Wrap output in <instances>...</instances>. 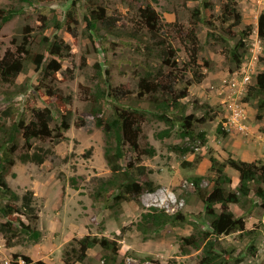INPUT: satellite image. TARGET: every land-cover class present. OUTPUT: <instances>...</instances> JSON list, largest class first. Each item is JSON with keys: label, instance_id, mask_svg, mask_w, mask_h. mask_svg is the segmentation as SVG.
<instances>
[{"label": "rangeland", "instance_id": "rangeland-1", "mask_svg": "<svg viewBox=\"0 0 264 264\" xmlns=\"http://www.w3.org/2000/svg\"><path fill=\"white\" fill-rule=\"evenodd\" d=\"M73 1L42 0L38 5H21L17 0H0V7L13 4L23 6L24 9L22 14L17 15L0 30V56L8 48L17 49L28 36L39 35L43 23L41 13H47L49 19L56 15L57 18L66 20V12ZM208 1L210 5L205 8L206 19L218 21L215 18L222 13L227 0ZM198 3V0L77 2L79 23L76 25V36L65 27L58 30V35L70 44L71 54L62 60V69L56 74L57 80L51 81L60 90L59 94L71 97V112L68 114L70 128L64 133L66 138L60 142L51 138L34 139L35 149L48 151L45 161L42 164L22 162L20 156L25 149L20 148L17 151V161L7 175L9 185L20 195L28 190L34 192L39 215L34 225L41 230L42 237L36 243L23 238L13 246H8L0 234L1 264H26L22 255L30 256L33 261L65 264L63 252L68 243L87 234L106 235L117 239L121 245L120 255L128 264H197L200 251L192 249L190 254L184 255L180 250V237L194 232V223L199 221L201 227L207 228L201 221L205 204L195 192L190 177L204 176L202 187L211 190V177L215 172L211 170L210 156L214 155L221 161L229 157L242 159L249 138L260 141L258 143L263 147V156L259 155L253 161L262 160L264 163V117L260 120L256 118L255 101L246 107L249 116L247 134L223 130L219 132L227 114L224 100L228 92H231L230 87L224 84L225 79L230 80L235 76L236 70L242 68L250 74L253 81L257 72L264 70V43L260 41L257 45L256 39L258 17L264 11V0L237 1L236 7L243 16L239 27L251 25L255 30L249 37L248 49L244 52L245 60L240 69H236V62L223 38L219 35L215 38L209 36L207 26L198 25L199 63L205 76L201 82H193L189 95L183 99L188 105L186 112L194 116V136L182 137L178 125V132L164 140L157 139L155 133L163 129L165 124L148 114L149 118L142 122L143 134L140 141L143 145L147 142L154 145L156 155L144 157L143 163L153 169L150 177L158 187L153 192L143 193L139 201H125L115 207L94 202L92 192L99 178L108 177L111 172L104 158L103 131L96 126L89 110L91 93L98 82L97 64L102 69L110 70L108 80L128 91L127 97L122 100L124 103L132 100L136 94L139 74L143 72L144 66H159L158 61L144 54L146 51L142 48L145 44L129 36L136 23L141 21L140 10L147 5H151L159 13L163 25L161 35L174 45L179 69H186L189 58L181 37L186 39L185 34L191 27V12ZM95 5L105 6L108 15L115 18L117 25L113 34L102 39V42L94 37L97 46L89 36L84 20L87 8ZM237 29L238 27L234 28L236 35ZM54 31V27L50 26L45 34L50 35ZM147 34L142 35L149 42V33ZM238 39L239 36H235V42ZM186 71L181 74L184 79H193V69ZM41 75V70L35 64H30L28 70L18 77L16 86L0 80V112L10 102L22 111L29 105L48 107L55 113V120L51 125L56 126L61 121L62 114L58 111L56 97L37 90ZM20 89L24 90L17 94L16 91ZM5 90H10L8 96H4ZM12 92L15 94L10 98ZM143 105L148 108L147 103ZM105 111L106 115L111 112L110 109ZM203 118L205 121H202ZM174 146L189 150L183 153ZM198 157L201 160L197 163ZM225 171L232 179L225 184V188L236 190L239 184L237 171L230 166ZM72 177L76 178L78 189L71 185ZM253 200L257 203L259 201L256 195ZM260 204L252 207L248 202L246 209H252L249 215L245 214L246 209L231 204V209L237 215H246L247 228L255 231L243 237L232 233L220 238L225 245H236L237 252L243 255L241 262L233 264H264V208ZM152 206L165 208L171 213L181 211L189 215L190 221L167 226L160 233L145 236L138 230L136 223L142 211ZM100 250V247L90 249L88 258L83 263L76 264H103L102 260L95 258Z\"/></svg>", "mask_w": 264, "mask_h": 264}, {"label": "trees", "instance_id": "trees-1", "mask_svg": "<svg viewBox=\"0 0 264 264\" xmlns=\"http://www.w3.org/2000/svg\"><path fill=\"white\" fill-rule=\"evenodd\" d=\"M17 1L21 5L23 3L38 5L42 2V0ZM78 1H73L64 21L56 15L49 19L47 13H41L43 23L39 35L28 36L17 49L8 48L0 56L2 83L14 86L18 77L28 70L30 64H35L42 73L37 90H43L46 95L56 97L58 111L62 114L61 121L52 126L55 113L48 107L29 105L22 111L10 102L0 112V234L8 246H13L23 238L36 243L42 237L41 230L34 225L39 218L34 192L28 190L20 195L9 185L7 175L17 161V151L20 148L25 149L20 156L22 162L42 164L45 161L48 151L42 148L35 149L34 139L51 138L60 142L66 138L64 133L70 128L68 114L71 112L69 106L71 97L59 94L60 90L51 81L57 80L56 74L62 69V60L71 54L70 44L58 35V30L65 27L76 36V25L79 23ZM237 1L227 0L222 13L215 18L218 21L212 22L206 19L205 15V8L210 2L198 0V5L191 12V27L185 34L186 39L181 37L189 58L184 70L179 69L176 62L174 45L167 37H162L163 25L159 13L151 5L141 9V21L136 23L129 36L144 43L142 48L146 51L144 54L158 61L159 66H144L143 72L139 74L137 92L133 99L126 103L122 100L127 97L128 91L108 80L110 70L102 69L97 64L98 82L91 93L89 115L103 131L104 158L111 173L108 177L99 178L92 192L94 202L107 207L120 206L125 201H139L143 193L157 189L158 185L150 177L153 169L143 163L144 157L156 155V148L149 142L143 145L140 141L143 134L142 122L149 118L148 114L163 122L166 127L155 133L156 138L160 140L178 131L182 137L194 136V116L186 112L188 105L183 99L189 95V88L193 82H201L205 76L200 70L202 65L199 63L198 25H206L209 36L215 38L219 35L223 38L232 59L236 62V69H240L245 60L244 52L248 49L249 37L255 30L251 25L239 27L243 16L236 7ZM23 12V6L11 4L0 7V30ZM84 20L93 41L94 37L100 42L107 39L117 26L115 18L108 15L103 5L88 7ZM50 26H53L55 31L47 35L46 30ZM235 27H238L236 32L239 36L236 42ZM147 33L149 42L142 35H148ZM257 34L263 44L264 11L258 17ZM95 45L97 46L96 43ZM192 69L193 79L185 80L181 74ZM23 90L20 89L16 93L20 94ZM9 92L10 90H5L4 96H8ZM14 94L12 92L10 98ZM253 101L257 105L256 118L260 120L264 117V70L257 72L244 95L243 102L247 107ZM144 103L148 104L147 109ZM106 109H110L109 115H106ZM203 120L205 121L204 118ZM221 130L219 129V132ZM174 148L183 153L189 150L179 146ZM32 149L34 150L31 151ZM200 160L201 157H198L197 163ZM210 161L211 170L215 172L211 177V190L202 187L204 176L190 177L195 192L205 204V213L201 216V221L207 228L201 227L199 221L197 224L194 223V232L180 237V250L184 255L190 254L192 249L200 251L197 264L239 263L243 260V255L237 252V246L225 245L220 238L232 233H238L240 237L255 233L253 229L247 228L246 215H249L252 209H246V204L249 202L255 207L261 203L264 208V163L262 160L249 162L232 157L221 161L214 155L210 156ZM227 166L236 170L239 175V184L234 191L225 188V184L232 180L225 171ZM70 181L73 188L78 189L76 178L72 177ZM254 195L258 198V203L253 200ZM231 204L246 209V215H237L231 209ZM188 221L189 215L181 211L171 213L165 208L152 206L142 211L136 226L143 235L148 236L160 233L167 226ZM95 247L101 248L95 258L98 261L102 260L103 264H128L120 255L121 245L117 239L93 234L71 240L64 249L63 261L65 264L83 263L89 256V250ZM22 257L26 264H48L33 261L28 255Z\"/></svg>", "mask_w": 264, "mask_h": 264}, {"label": "built area", "instance_id": "built-area-1", "mask_svg": "<svg viewBox=\"0 0 264 264\" xmlns=\"http://www.w3.org/2000/svg\"><path fill=\"white\" fill-rule=\"evenodd\" d=\"M258 40L257 45H259L260 40ZM237 77L239 79H237ZM252 79L249 73L242 70H236L235 76L230 80L225 79V85L230 87V91L226 95L224 102L226 103L227 114L225 119L221 123L223 131L226 132H241L248 133V111L243 102V97L247 92V87L250 85ZM240 99V100H239ZM198 149V147H195Z\"/></svg>", "mask_w": 264, "mask_h": 264}, {"label": "crops", "instance_id": "crops-1", "mask_svg": "<svg viewBox=\"0 0 264 264\" xmlns=\"http://www.w3.org/2000/svg\"><path fill=\"white\" fill-rule=\"evenodd\" d=\"M225 90H227V89H225ZM248 122H249V120H248ZM229 135H233V134H229ZM255 139H257V138H255ZM247 141H248V143L245 144V149H246L245 153L241 156L242 159H244L246 161H253V160L257 159L259 157V155L263 156V153H262L263 150H261L263 147L261 144L258 143L260 141L257 142L255 140H253L252 138L247 139Z\"/></svg>", "mask_w": 264, "mask_h": 264}, {"label": "clouds", "instance_id": "clouds-1", "mask_svg": "<svg viewBox=\"0 0 264 264\" xmlns=\"http://www.w3.org/2000/svg\"><path fill=\"white\" fill-rule=\"evenodd\" d=\"M256 35L258 36V34H257V31H256ZM252 82V81H251ZM247 107V106H246Z\"/></svg>", "mask_w": 264, "mask_h": 264}]
</instances>
